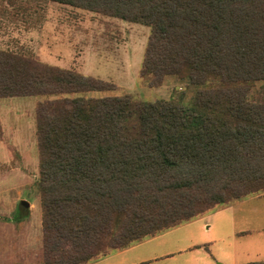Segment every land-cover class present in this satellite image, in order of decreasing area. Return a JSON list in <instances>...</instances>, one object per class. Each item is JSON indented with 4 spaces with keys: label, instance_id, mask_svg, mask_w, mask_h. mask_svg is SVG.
Masks as SVG:
<instances>
[{
    "label": "trees",
    "instance_id": "obj_1",
    "mask_svg": "<svg viewBox=\"0 0 264 264\" xmlns=\"http://www.w3.org/2000/svg\"><path fill=\"white\" fill-rule=\"evenodd\" d=\"M140 24V76L197 88L191 105L0 49V98L35 108L42 264H89L264 193V0H27ZM0 125V137H1Z\"/></svg>",
    "mask_w": 264,
    "mask_h": 264
},
{
    "label": "rangeland",
    "instance_id": "obj_2",
    "mask_svg": "<svg viewBox=\"0 0 264 264\" xmlns=\"http://www.w3.org/2000/svg\"><path fill=\"white\" fill-rule=\"evenodd\" d=\"M149 31L147 26L58 3L0 0V49L25 50L43 63L115 86L86 97L131 95L142 102L173 97L189 107L197 88L186 80L166 77L161 86L149 87V79L140 76ZM262 86L264 81L255 84L251 100H256ZM54 98L0 99V264H42L35 108L38 102ZM23 201L29 203L28 210ZM209 215L165 232L139 249L149 254L171 239L203 238L204 231H210L208 224H214Z\"/></svg>",
    "mask_w": 264,
    "mask_h": 264
},
{
    "label": "crops",
    "instance_id": "obj_3",
    "mask_svg": "<svg viewBox=\"0 0 264 264\" xmlns=\"http://www.w3.org/2000/svg\"><path fill=\"white\" fill-rule=\"evenodd\" d=\"M263 200L264 193L208 213L214 224L209 223L210 231L198 240L171 239L149 254L142 253L139 248L158 240L160 234L89 264H264Z\"/></svg>",
    "mask_w": 264,
    "mask_h": 264
},
{
    "label": "water",
    "instance_id": "obj_4",
    "mask_svg": "<svg viewBox=\"0 0 264 264\" xmlns=\"http://www.w3.org/2000/svg\"><path fill=\"white\" fill-rule=\"evenodd\" d=\"M22 206L25 207V208H28V203H26V202L23 201L22 202Z\"/></svg>",
    "mask_w": 264,
    "mask_h": 264
}]
</instances>
